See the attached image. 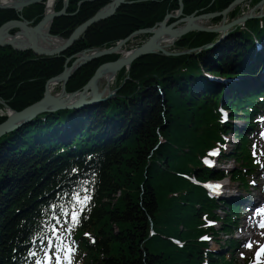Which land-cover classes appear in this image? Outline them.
Segmentation results:
<instances>
[{
	"label": "trees",
	"instance_id": "1",
	"mask_svg": "<svg viewBox=\"0 0 264 264\" xmlns=\"http://www.w3.org/2000/svg\"><path fill=\"white\" fill-rule=\"evenodd\" d=\"M131 1L90 27L60 57L30 61L31 52L0 48V100L13 111L24 109L43 97L45 82L63 71L66 58L114 46L179 9L178 0ZM233 1L182 0V13L212 14ZM108 2L69 0L70 15L56 18L50 33L68 37ZM62 6L56 0L55 11ZM44 8L34 5L21 15L35 25ZM239 9L228 16L233 19ZM17 19L16 11L0 10V25ZM216 37L191 32L176 46L199 49ZM118 57L81 67L66 83V92L80 90L99 65ZM263 65L261 17L237 26L228 39L201 53L141 57L118 73L114 99L39 116L2 136L0 264H236L227 248L235 245L231 234L240 205L210 198L202 184L227 178L243 190L250 187L259 166L242 132L264 109V95L249 89L241 77L256 76ZM219 78L231 95L224 93ZM222 110L229 115L227 122ZM5 120L0 114V123ZM235 121L245 123L242 132ZM231 133L237 143L226 152L224 137ZM213 150L234 167L206 166ZM205 237L220 250H211Z\"/></svg>",
	"mask_w": 264,
	"mask_h": 264
},
{
	"label": "water",
	"instance_id": "2",
	"mask_svg": "<svg viewBox=\"0 0 264 264\" xmlns=\"http://www.w3.org/2000/svg\"><path fill=\"white\" fill-rule=\"evenodd\" d=\"M48 1L49 0H0V10L11 9L18 13L17 20H9L0 25V48H11L16 52H31L34 57L40 60L56 58L64 54L74 43L78 42L90 27L107 21L114 16L121 6L135 3V1L131 0H109V2L100 8L93 16L76 26L68 37L63 38L54 36L50 34L49 31L56 18L70 15L67 13L69 0H62L63 6L60 11H55L53 4L51 12L47 13L45 7L42 19L35 25H32V21L26 20L21 15L24 9L34 5L44 4ZM55 1L56 0H54V3ZM250 1L251 0H234L226 9L220 12L197 15L195 11L189 16H183V3L182 0H178L179 9L176 12L166 14L163 20L155 23L153 27L134 32L110 48L83 50L76 55L66 58L63 71L46 81L44 85V94L40 100L20 111L11 110L12 114L8 115L6 120L0 123V138L19 129L23 125L31 123L33 119L40 114L49 115L61 110H74L115 98L112 93H108V95L105 94L106 96L104 97L98 91V82L107 72L117 75L119 71L124 68L128 70L134 61L147 55L160 54L166 57H177L198 50L189 49L182 52L165 51L159 43L165 36L170 37L173 44H175L179 39L191 32H223L233 25L242 24L247 20L264 16L261 12H259L258 15H253L251 12L249 15L241 16L228 24L224 23L226 16L235 7ZM263 4L264 0L258 3V5ZM214 18H221V25L219 27L211 28L197 24L198 21H207ZM172 19L174 21L168 23V21ZM43 28L47 29L46 34L50 39L60 40L57 46L43 47L36 41V36L41 34ZM139 34L148 35L149 38L139 47L128 51V55L119 56L115 61L99 65L94 71L93 76L80 90L72 93L66 92V83L81 67L98 58L118 53L122 46H125L132 37ZM19 36L23 37V44L16 42ZM216 45V43H211L199 49H211ZM72 59L73 61L68 66L67 64ZM52 83L60 85L59 94L56 96L48 92V86ZM0 105L7 108L5 102L2 100H0Z\"/></svg>",
	"mask_w": 264,
	"mask_h": 264
},
{
	"label": "rangeland",
	"instance_id": "3",
	"mask_svg": "<svg viewBox=\"0 0 264 264\" xmlns=\"http://www.w3.org/2000/svg\"><path fill=\"white\" fill-rule=\"evenodd\" d=\"M55 3H56V1H55ZM251 12L253 15H258L259 12L264 14V4L263 5H258V4L253 5L252 0L250 2H245L240 6V9L238 11V15H236L233 19L227 15L224 23L228 24L231 21H233V20H235L241 16L249 15ZM220 25H221V21L220 22L217 21L216 18L205 21V26H207V27L216 28V27H219ZM239 25H241V24L233 25L223 32H221V31L217 32L216 33L217 37H216V40L214 41V43H216L218 45V44H220L221 41L228 39L229 35L231 34V31H233V29ZM147 39H148V35H140L139 34V35H136L133 38H131L127 42V46L126 47L123 46V47L126 48L127 50H131V49L137 47L139 44H142L143 42H145ZM215 47H212V48H215ZM167 51H169V52H182L185 50L178 48L176 46V43H175L174 45H172V47L168 48ZM201 52H202V49H198V50L193 51L191 53L197 54V53H201ZM241 78L245 79L246 76L241 77ZM241 78L240 77L234 78L232 84H234V82H235L234 85L238 86L237 82ZM117 79H118V77L115 79L114 82H112L109 85V92H107L106 95H108V93H112V94H114V97H115V95L117 94V90H118L117 84H116ZM263 79L264 78L261 77L260 81ZM260 81H255L253 79H250L249 77L247 78L248 86H250L251 84H254V83L257 84ZM100 88H101V90H104L106 88L105 84L102 83L100 85ZM59 91H60V86H56L54 89L53 95L59 94ZM228 94L231 95L232 93L229 91L227 93V95ZM106 95H104V97ZM103 102H105V101H103ZM6 113H7V110H5L4 108L0 109V114H2V116L6 115ZM263 117L264 116L259 118V123L261 126L258 129H255V131L252 133L253 135L251 136L252 143L255 144L256 147H258V149H259V151H258V162L260 164V168L252 180L253 183L251 184V188H253V189H251V188L249 189L250 191L253 192V195L255 197H257L261 193H264V125L261 122V119ZM235 124L238 125L239 127L244 126V125H242L243 122H241V121L240 122L235 121ZM225 139L227 142V146L225 147V149H227V150L232 148V145L237 143V138H236V136L234 137L233 133H231L229 135V137H226ZM217 167L220 168L221 164ZM233 167H234V164L231 160H228V162L224 166V168L226 170H231ZM221 168H223V167H221ZM221 183L228 184V186L230 187V190L229 189L226 190L227 193H228V191H230L229 193H231V194H236V192L242 193V190L240 189V187L236 183L230 182L227 178L224 179L222 182H219V184H221ZM256 185H259L261 187L256 188ZM243 209H244V207H243ZM255 212H257V210ZM218 214L220 216H223L222 210L221 211L219 210ZM249 216H250V214L248 213V211H245V212L242 211V214H241L239 222H238V227L241 231L238 230L234 236V239H237L239 241L240 246H238L236 249L233 250L234 251L233 254H234L236 259L234 258L233 254H231V256H233V259H235V261L238 264H242V263L246 262L247 260H251L252 264H264V255L262 257H257V253H256L257 246L264 243V227L262 229H260V226L262 224H264V222L261 223L259 220L256 222V226H257L256 228L261 230V233H260L258 239H250L244 247L242 246L243 240H246L247 238H251L255 234L249 228L250 225L254 224V223H252V221H250L251 219H249ZM216 228H218L217 225H216ZM226 237L227 236H224V235L220 236V238L223 240ZM209 245H210L211 250H214V251L220 250L218 248L217 243L214 241L210 240ZM238 249H239V251L237 252ZM229 256H230V253H229Z\"/></svg>",
	"mask_w": 264,
	"mask_h": 264
},
{
	"label": "bare ground",
	"instance_id": "4",
	"mask_svg": "<svg viewBox=\"0 0 264 264\" xmlns=\"http://www.w3.org/2000/svg\"><path fill=\"white\" fill-rule=\"evenodd\" d=\"M54 4V0H49L46 4H45V7H46V11L47 13L51 12L52 10V5ZM198 25H203L205 26V21H198L197 22ZM46 28H43L42 29V32L41 34H39V36H36V41L41 44L43 47H54V46H57L59 43H60V40L58 39H50L47 34H46ZM24 41L23 37L22 36H19L17 37L16 39V42L20 43V44H23L22 42ZM161 44V47H163V49L166 51L168 48L172 47L173 44V41L171 40L170 37H163L160 42ZM127 45V44H126ZM115 55H118V56H126L128 55V50L127 49H124V47L122 46L119 50L118 53H116ZM116 79V75L114 73H110V72H107L105 73L102 78L99 80L98 82V91L99 93L104 96L107 92H109V85L114 82ZM105 84L106 88L104 90H101L100 88V85L101 84ZM56 86H60L59 84L57 83H52V84H49L48 86V92L53 95V92H54V89ZM57 95V94H56ZM54 95V96H56ZM7 114L8 115H11V110L7 108ZM219 186H221L220 188L223 189L224 193L223 195L227 198H234V199H237L241 202L244 203L246 209H248V213L250 214L249 216V219H251L250 221H252V225L249 226V228L255 233L251 238H247L246 240H244L242 242V246L244 247L247 242L250 240V239H258L260 233H261V230L260 229H257L256 228V221L258 219H261L263 218L264 219V193H261L259 194L257 197H255L253 195V192L252 191H248V192H236V194H231L229 193L230 191H227L226 190H230V187L228 186V184H224V183H221ZM261 186L259 185H256V188H259ZM253 189V188H251ZM254 191V190H253ZM257 210V212L255 213V211ZM239 251V249L237 250V252Z\"/></svg>",
	"mask_w": 264,
	"mask_h": 264
},
{
	"label": "flooded vegetation",
	"instance_id": "5",
	"mask_svg": "<svg viewBox=\"0 0 264 264\" xmlns=\"http://www.w3.org/2000/svg\"><path fill=\"white\" fill-rule=\"evenodd\" d=\"M149 37V36H148ZM140 45V44H139ZM138 45V46H139ZM127 45H125V47H126ZM102 49V48H101ZM126 49V48H125ZM78 54V53H77ZM33 55V54H32ZM76 55V54H75ZM60 57V56H59ZM103 58V57H102ZM99 59V58H98ZM98 59H96V60H98ZM30 61H43V60H40V59H38V58H36V57H34V56H32V58H30L29 59ZM96 60H94V61H96ZM92 62V61H91ZM90 63V62H89ZM32 75H33V73H32Z\"/></svg>",
	"mask_w": 264,
	"mask_h": 264
},
{
	"label": "snow or ice",
	"instance_id": "6",
	"mask_svg": "<svg viewBox=\"0 0 264 264\" xmlns=\"http://www.w3.org/2000/svg\"><path fill=\"white\" fill-rule=\"evenodd\" d=\"M261 227H264V224H262ZM261 253H264V248H262L260 252L257 253V257H259Z\"/></svg>",
	"mask_w": 264,
	"mask_h": 264
}]
</instances>
